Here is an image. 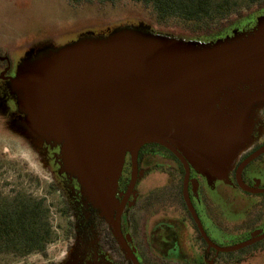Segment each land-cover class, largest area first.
I'll return each instance as SVG.
<instances>
[{
  "label": "water",
  "instance_id": "95a60500",
  "mask_svg": "<svg viewBox=\"0 0 264 264\" xmlns=\"http://www.w3.org/2000/svg\"><path fill=\"white\" fill-rule=\"evenodd\" d=\"M5 88L10 128L39 149L59 147V173L110 214L126 155L147 143L180 151L208 180L228 177L264 110V16L210 42L140 25L45 44Z\"/></svg>",
  "mask_w": 264,
  "mask_h": 264
},
{
  "label": "flooded vegetation",
  "instance_id": "af4514ba",
  "mask_svg": "<svg viewBox=\"0 0 264 264\" xmlns=\"http://www.w3.org/2000/svg\"><path fill=\"white\" fill-rule=\"evenodd\" d=\"M256 24L247 19L237 30ZM14 60L0 56V99L10 114L16 106L5 84L15 76ZM252 137L225 179L208 180L183 153L156 143L128 153L116 191L119 210L110 214L76 179L59 173L60 148L45 145L66 223L63 245L47 264H264V110Z\"/></svg>",
  "mask_w": 264,
  "mask_h": 264
},
{
  "label": "rangeland",
  "instance_id": "374dc122",
  "mask_svg": "<svg viewBox=\"0 0 264 264\" xmlns=\"http://www.w3.org/2000/svg\"><path fill=\"white\" fill-rule=\"evenodd\" d=\"M219 1L223 0H214ZM229 1L233 12L217 27L224 31L223 37L239 31L237 27L247 19L257 22L264 16V0ZM140 25L189 40L216 39L195 33L176 18L159 23L154 10L137 0H0V56L7 55L17 64L26 53L45 44L59 46L87 33ZM12 120L9 111L0 109V203L16 196L42 201L54 240L44 254L0 253V264H47L57 255L56 246L64 241L62 229L66 223L59 214L60 196L52 188L48 150L44 146L39 149L22 133L12 130Z\"/></svg>",
  "mask_w": 264,
  "mask_h": 264
},
{
  "label": "trees",
  "instance_id": "16d2710c",
  "mask_svg": "<svg viewBox=\"0 0 264 264\" xmlns=\"http://www.w3.org/2000/svg\"><path fill=\"white\" fill-rule=\"evenodd\" d=\"M137 1L151 7L159 23H167L176 18L195 33L216 37L215 40L223 37L224 31L217 28L221 20L233 12L229 0L217 3L214 0ZM47 213L42 201L25 196H16L10 201L1 202L0 253L12 252L26 256L44 252L52 240Z\"/></svg>",
  "mask_w": 264,
  "mask_h": 264
}]
</instances>
